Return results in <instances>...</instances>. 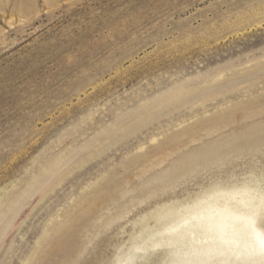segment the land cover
<instances>
[{
    "label": "rangeland",
    "instance_id": "1",
    "mask_svg": "<svg viewBox=\"0 0 264 264\" xmlns=\"http://www.w3.org/2000/svg\"><path fill=\"white\" fill-rule=\"evenodd\" d=\"M250 173L264 0H0V264H101L156 204Z\"/></svg>",
    "mask_w": 264,
    "mask_h": 264
},
{
    "label": "bare ground",
    "instance_id": "2",
    "mask_svg": "<svg viewBox=\"0 0 264 264\" xmlns=\"http://www.w3.org/2000/svg\"><path fill=\"white\" fill-rule=\"evenodd\" d=\"M261 180L255 173L216 180L156 204L101 264H264Z\"/></svg>",
    "mask_w": 264,
    "mask_h": 264
}]
</instances>
